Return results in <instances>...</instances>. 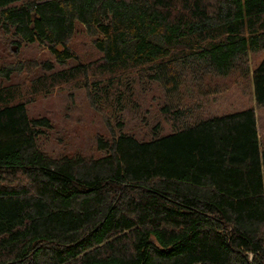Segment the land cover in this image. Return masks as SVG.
<instances>
[{"label": "trees", "instance_id": "1", "mask_svg": "<svg viewBox=\"0 0 264 264\" xmlns=\"http://www.w3.org/2000/svg\"><path fill=\"white\" fill-rule=\"evenodd\" d=\"M79 29L98 58L77 54ZM0 33L74 62H0V264H264L255 109L180 103L183 85L239 72L264 106V60L250 64L264 50V0H0ZM144 82L164 90L171 133L122 130ZM70 83L116 121L99 155L40 145L53 125L28 104Z\"/></svg>", "mask_w": 264, "mask_h": 264}, {"label": "rangeland", "instance_id": "2", "mask_svg": "<svg viewBox=\"0 0 264 264\" xmlns=\"http://www.w3.org/2000/svg\"><path fill=\"white\" fill-rule=\"evenodd\" d=\"M71 44L83 61L94 60L100 55L95 50L91 37L81 29L74 36ZM13 48H16V55L11 54L10 49ZM23 58L39 61L49 59L55 64L56 69L74 63L71 61L66 65H59L48 49L37 44L23 45L18 49L15 43L0 33V62L17 63ZM263 60L264 50L251 53V68H256ZM27 88L28 86L25 87ZM185 88L188 93L184 91ZM207 89L209 92L205 96L203 91ZM135 92L140 110L134 112L135 109L132 110L131 106L127 108L122 130L132 132L142 139H150L153 125L159 123L157 136L171 133L172 123L161 112L162 105L168 100L164 90L157 83L146 85L144 82V85H140L138 89L136 87ZM24 94H27V90H24ZM182 94L184 97L180 102L181 105L187 106L199 101L203 115H223L253 107L257 114L261 146L264 147V106L256 102L251 82L241 78L239 72L227 78H211L207 75L200 87L195 83H191V86L183 85ZM28 111L32 117L46 115L50 118L53 127L40 140V145L52 153L72 154L81 151L99 155L102 152L96 150L97 137L110 138L112 134L110 127L116 128V121L111 115H107L105 110H97L92 106L86 89L72 83L57 86L46 95L40 94L28 104Z\"/></svg>", "mask_w": 264, "mask_h": 264}, {"label": "crops", "instance_id": "3", "mask_svg": "<svg viewBox=\"0 0 264 264\" xmlns=\"http://www.w3.org/2000/svg\"><path fill=\"white\" fill-rule=\"evenodd\" d=\"M258 129H259V126H258Z\"/></svg>", "mask_w": 264, "mask_h": 264}]
</instances>
